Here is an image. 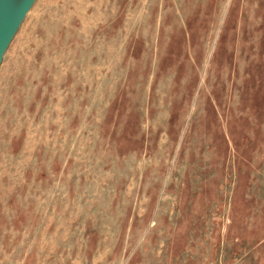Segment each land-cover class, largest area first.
I'll return each instance as SVG.
<instances>
[{
  "label": "rangeland",
  "instance_id": "1",
  "mask_svg": "<svg viewBox=\"0 0 264 264\" xmlns=\"http://www.w3.org/2000/svg\"><path fill=\"white\" fill-rule=\"evenodd\" d=\"M0 264H264V0H36L0 66Z\"/></svg>",
  "mask_w": 264,
  "mask_h": 264
},
{
  "label": "water",
  "instance_id": "2",
  "mask_svg": "<svg viewBox=\"0 0 264 264\" xmlns=\"http://www.w3.org/2000/svg\"><path fill=\"white\" fill-rule=\"evenodd\" d=\"M36 0H0V66L21 23Z\"/></svg>",
  "mask_w": 264,
  "mask_h": 264
}]
</instances>
